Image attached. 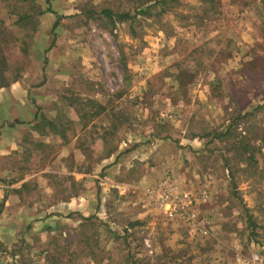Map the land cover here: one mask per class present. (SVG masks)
I'll list each match as a JSON object with an SVG mask.
<instances>
[{"label": "rangeland", "instance_id": "obj_1", "mask_svg": "<svg viewBox=\"0 0 264 264\" xmlns=\"http://www.w3.org/2000/svg\"><path fill=\"white\" fill-rule=\"evenodd\" d=\"M1 95L0 264H264V0H0Z\"/></svg>", "mask_w": 264, "mask_h": 264}, {"label": "crops", "instance_id": "obj_2", "mask_svg": "<svg viewBox=\"0 0 264 264\" xmlns=\"http://www.w3.org/2000/svg\"><path fill=\"white\" fill-rule=\"evenodd\" d=\"M19 89H21V88H19ZM19 94H21V93L19 92ZM20 98H22V96H20ZM20 98H15L16 100H13L14 102H12L13 103L12 105L17 106L20 109V110L18 109L19 111H18L17 115H15V117H13V120L22 118L25 121L29 122V121H31V112H30L31 108L28 105L22 106V105H24V102L22 101V99L20 100ZM5 103H6V100L3 99L2 95H1L0 96V110L2 107L5 106ZM19 113H20V116H18ZM35 117H36V115L34 114L33 119H35ZM8 120H9V118H8ZM3 121H6V117H4L2 113H0V123H2ZM12 124H14V122ZM12 124H10V126L7 129L16 130L17 129V127L15 128L16 124H14V125H12ZM72 175L74 176V174H72ZM69 205H75L73 209L71 208V210L75 211L73 213L74 219H73L72 224H73V227H76L78 225V223L80 224L82 222L81 216L86 215L87 212H86V210L83 209V204H82L81 199L79 197L77 199H74L73 204H69ZM23 218H25V219L22 222V224H20L19 222L12 223L9 226L10 229L15 230V231L18 230L19 228L26 229L27 226L30 224H29L28 219L26 217H23ZM34 224H32V227H35V225H37V224H35V225Z\"/></svg>", "mask_w": 264, "mask_h": 264}, {"label": "trees", "instance_id": "obj_3", "mask_svg": "<svg viewBox=\"0 0 264 264\" xmlns=\"http://www.w3.org/2000/svg\"><path fill=\"white\" fill-rule=\"evenodd\" d=\"M104 14L106 15V18H107V19L112 20L113 15H112V12H111V11L106 10V11L104 12ZM118 18L121 19V20H131V17H129V16L126 15V14H124V15H118ZM56 26H57V22L54 24L53 29H54ZM36 119H38V118L36 117ZM17 123H18V122H14V124H17ZM14 124H12V125H14Z\"/></svg>", "mask_w": 264, "mask_h": 264}]
</instances>
